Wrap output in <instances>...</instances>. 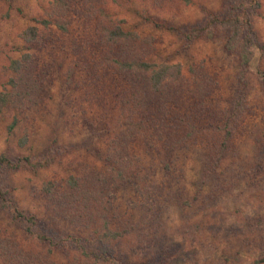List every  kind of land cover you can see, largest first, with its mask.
I'll use <instances>...</instances> for the list:
<instances>
[{"label": "rangeland", "instance_id": "374dc122", "mask_svg": "<svg viewBox=\"0 0 264 264\" xmlns=\"http://www.w3.org/2000/svg\"><path fill=\"white\" fill-rule=\"evenodd\" d=\"M233 1L0 0V92L10 90V59L24 53L30 54L42 89L36 103L0 113V154L34 159L50 154V162L35 170L2 169L0 190L7 192L19 211L34 216L36 230L84 239V246L99 256L91 232L56 214L41 186L47 180L63 181L87 169L106 168L107 130L116 109L108 89L113 83L121 88L122 83L104 67V52L93 34L94 21L87 17L89 7L103 8L111 18L122 21L125 30L150 38L142 42L149 50L144 56L181 64L186 79L190 66L198 69L210 92L200 114L193 112L195 100L191 99L185 108L177 109V114L186 111L198 116L196 128L205 132L197 134L194 142L188 141L173 156L156 154L160 141L154 138L133 146L146 183L154 182L151 197L160 200L161 209L151 228L157 241L150 239L149 221H140L150 215L147 208H141L150 199L144 202L132 183L124 184L115 203L123 217L136 223V233L114 243V258L99 259L97 264H264L257 262L264 251V54L252 47V59L242 75L238 53L227 45L229 32L219 22L190 41L182 36L213 16L218 21L227 17ZM258 2L252 23L264 45V0ZM148 18L166 26H156ZM42 19L50 24L44 27L35 22ZM56 20L66 22V32L58 30ZM31 25L38 28V38L26 43L21 33ZM239 102L243 111L221 149L228 116L223 111ZM205 135L211 137L210 143L203 142ZM218 154L221 162L213 167L212 178L204 180L205 168ZM25 226L24 219L13 220L0 207V264H18V249L46 253L47 243L29 236ZM159 246L175 250L173 259L155 260ZM80 253L64 244L51 248L50 258L72 264L81 260Z\"/></svg>", "mask_w": 264, "mask_h": 264}, {"label": "trees", "instance_id": "16d2710c", "mask_svg": "<svg viewBox=\"0 0 264 264\" xmlns=\"http://www.w3.org/2000/svg\"><path fill=\"white\" fill-rule=\"evenodd\" d=\"M258 8V0H234L227 17L218 21V18L213 16L211 20H205L204 25L183 31L182 36L186 41H190L208 30L211 24L219 22L229 32L227 45L229 49L237 51L243 75L252 59V47H256L261 55L264 54V45L258 40L252 23V14ZM64 14L65 9L60 10L59 15ZM87 17L94 21L93 34L97 45L104 52L102 56L104 67L107 72L112 71L122 83L121 88H118L119 84L113 83L108 89V93L114 98L116 109L107 130L106 168L87 169L81 175H69L63 181L47 180L43 182L41 189L54 203L56 214L71 224L82 225L91 232L93 240L98 245L99 256L97 251L84 246V239L71 234L56 237L46 231L36 230L34 216L19 211L11 199L7 198V192L0 190V207L9 212L13 220L24 219L26 233L39 243L48 245L46 253L42 255L24 252L15 247L19 254L18 264H60L51 260V248L64 244L73 245L81 252V260L72 264H97L99 259L114 258L111 254L114 243L120 242L132 232L136 233V223L131 222L130 218L123 217L115 203L120 186L127 183L134 185V191L144 202L150 199L147 205L141 203V208H147L150 215L140 221H149L150 225L147 226L150 229L149 234H152L150 239L157 241V236L153 234L151 228L154 226L152 221L158 218L161 209L160 200L152 199L154 182L146 183V176L139 165L140 156L133 146L137 142L142 143L154 138L160 141V145L158 144L160 150L157 149L156 154L173 156L180 149H184L188 141L194 142L197 134L202 135L205 132L196 128L197 115L190 116L186 111L185 114L184 112L177 114L180 108H185L189 99L196 101H192L195 114H200L204 107L210 90L203 84V77L198 69L190 66L189 79H186L181 64L150 60L144 56L149 50L142 46V42H150V38H140L135 32L125 30L121 25L122 21L111 18L103 8L89 7ZM148 19L156 26H166L153 18ZM35 22L41 23L44 27L50 24L43 19ZM54 22L58 30L66 32V22L58 20ZM21 38L26 43L35 42L38 38V28L32 25L27 27L21 33ZM8 69L11 74L8 80L10 90L0 92V113L8 107L36 103L35 99H38V94L42 90L40 82L34 76L30 54L24 53L17 59H10ZM239 104L240 102L235 103L229 110L223 111V114L228 116L219 143L221 149L230 139L237 125L236 120L243 111V108L240 110ZM12 125L13 123L9 129ZM217 129L215 128L213 132ZM148 130H151L149 134ZM204 137L205 140H202L205 144L206 141L211 142L210 136ZM49 157L50 154L38 159L25 155L9 158L5 154H0V171L2 169L17 171L23 167L35 170L46 166L50 162ZM213 159L214 163L205 168L204 180L206 177L212 178V171H215L213 167L221 162V155L218 154ZM163 167L167 168L166 162ZM155 256V260L158 261L172 260L175 250H165L159 246ZM257 262L264 263V251Z\"/></svg>", "mask_w": 264, "mask_h": 264}]
</instances>
